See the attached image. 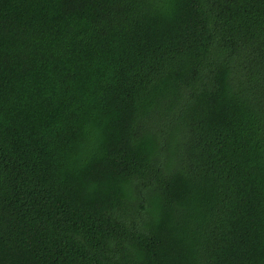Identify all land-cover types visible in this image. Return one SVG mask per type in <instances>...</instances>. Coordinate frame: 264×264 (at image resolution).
<instances>
[{"label": "trees", "instance_id": "trees-1", "mask_svg": "<svg viewBox=\"0 0 264 264\" xmlns=\"http://www.w3.org/2000/svg\"><path fill=\"white\" fill-rule=\"evenodd\" d=\"M0 264H264V0H0Z\"/></svg>", "mask_w": 264, "mask_h": 264}]
</instances>
